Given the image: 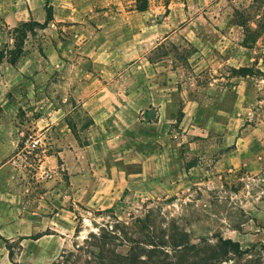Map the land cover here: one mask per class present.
Returning <instances> with one entry per match:
<instances>
[{"label": "rangeland", "instance_id": "obj_1", "mask_svg": "<svg viewBox=\"0 0 264 264\" xmlns=\"http://www.w3.org/2000/svg\"><path fill=\"white\" fill-rule=\"evenodd\" d=\"M142 2L3 1L0 61L23 51L0 95V264H50L144 204L194 244L264 245V193L250 185L264 166V0ZM47 4L53 20L24 37ZM235 9L259 31L246 47ZM223 183L241 184L219 195L247 216L240 231L210 214Z\"/></svg>", "mask_w": 264, "mask_h": 264}, {"label": "trees", "instance_id": "obj_2", "mask_svg": "<svg viewBox=\"0 0 264 264\" xmlns=\"http://www.w3.org/2000/svg\"><path fill=\"white\" fill-rule=\"evenodd\" d=\"M147 5V0H143L138 9L145 11ZM51 9V6L47 4L45 10L47 17L44 24L22 23L18 27L23 30L24 37L27 32L33 31L34 28L31 27L33 24L41 29L53 20ZM241 9L246 10L245 6ZM235 13V23L244 31L243 46L246 47L252 35L259 31L251 30L249 18L241 11L235 9ZM255 24L257 29H260V24L256 22ZM22 51V47H19L8 60L12 66L15 65ZM1 58L0 51V60ZM243 70L247 74L251 72L249 68H243ZM240 185L223 183L220 189L211 192L213 195L209 201L210 214L219 219L223 218L228 228L236 231L241 230L247 216L242 210L226 207L225 201L221 200L219 195L222 192H235L237 190L235 186ZM250 185L252 188H258L252 190V195L259 191L264 193V166L262 172L258 177L253 178V183ZM126 191L124 190L123 195H126ZM259 199L264 201V194L260 195ZM174 200L175 198H171L167 202ZM181 207V218L185 219L186 211L192 208L193 204L185 203L181 204ZM220 210L223 212L220 213ZM103 212L112 213V210L107 209ZM110 218L113 224H104L96 233H90L81 241L77 240L78 236H75L72 248L63 250L50 264H221L223 262L263 264V244H253L250 248L242 250L238 242L225 239L219 233L212 235L216 237L214 241L202 238L199 243L194 244L178 218H168L167 214L161 211L160 206L153 208L144 204L139 214H131L128 221L121 222L115 216ZM75 231L78 232V229Z\"/></svg>", "mask_w": 264, "mask_h": 264}, {"label": "crops", "instance_id": "obj_3", "mask_svg": "<svg viewBox=\"0 0 264 264\" xmlns=\"http://www.w3.org/2000/svg\"><path fill=\"white\" fill-rule=\"evenodd\" d=\"M3 1L4 0H0V17H4L6 22L8 20V5L7 6H3ZM19 3V2H18ZM18 10L22 11L24 9V7L19 8V5L17 4ZM8 23V22H7ZM1 35V33H0ZM18 71V67L17 65L12 66L7 60H2L0 61V95H2V93H5L4 91H6L7 89H9L10 84V79L14 80V76L11 75L12 72H17ZM19 75V74H18ZM19 79V78H18ZM18 82V80H17ZM15 81L12 82V85H15ZM117 170V178L120 181H124L125 183H128L129 178L132 177V175L128 172V169L123 166L120 167L117 163L114 164V171ZM121 192L117 193V197H120ZM54 230H56V228H53ZM40 236H54L52 233L49 234H43ZM239 243V242H238Z\"/></svg>", "mask_w": 264, "mask_h": 264}, {"label": "built area", "instance_id": "obj_4", "mask_svg": "<svg viewBox=\"0 0 264 264\" xmlns=\"http://www.w3.org/2000/svg\"><path fill=\"white\" fill-rule=\"evenodd\" d=\"M34 146V145H33Z\"/></svg>", "mask_w": 264, "mask_h": 264}]
</instances>
